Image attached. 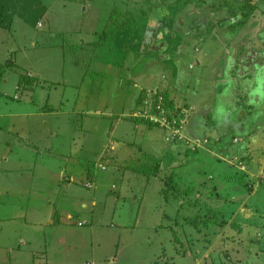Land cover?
Returning a JSON list of instances; mask_svg holds the SVG:
<instances>
[{
    "label": "rangeland",
    "instance_id": "1",
    "mask_svg": "<svg viewBox=\"0 0 264 264\" xmlns=\"http://www.w3.org/2000/svg\"><path fill=\"white\" fill-rule=\"evenodd\" d=\"M177 1L0 0V153L7 149L4 154L13 156L3 141L20 137L37 156L32 163L34 156L25 151L23 176L14 169L0 172V264H264V151L248 144L264 147V127L247 112L251 91L264 83L263 74L254 80L264 59L253 61L252 54L264 40V0H201L208 9L199 23L192 21L201 11L191 7L182 14ZM205 38L207 54L227 55L216 82L237 94L235 110L213 105L214 121L226 132L217 135L219 127L207 122L194 134L187 121L193 106L190 101L184 107V98L170 105L156 98L166 111L159 114L175 120L174 135L161 122H150L147 110L157 81L124 108L108 93L112 76L120 86L133 83L132 73L121 68L127 60L147 63L178 49L182 56ZM109 66L115 74L107 77ZM86 92L91 99L100 95L98 104L109 98L110 106L81 110L77 100ZM122 97L129 98L124 92ZM176 109H184L182 118ZM121 119L135 122V131L153 129L156 148L141 144L137 132V139L103 140L86 151L85 131L96 129V135L106 126L111 139ZM70 128L78 134L77 154L62 157L65 167L50 159L44 169L50 173L37 187L32 181L42 159ZM91 155L93 172L77 166ZM158 160L155 174L138 170ZM96 180L101 183L95 190Z\"/></svg>",
    "mask_w": 264,
    "mask_h": 264
},
{
    "label": "crops",
    "instance_id": "2",
    "mask_svg": "<svg viewBox=\"0 0 264 264\" xmlns=\"http://www.w3.org/2000/svg\"><path fill=\"white\" fill-rule=\"evenodd\" d=\"M190 14L193 15V12H190L188 15H190ZM182 16H183V18L187 17V21L189 22L188 16H184V15H182ZM168 34H172L173 39L176 36V35H174V31H172V33L167 31V35ZM206 39L207 38H205L203 40V42H200V45L197 48H194L191 52L189 49H187L188 53L183 54L182 56H180V54L178 55L177 52H180V49H178L175 52H173L170 56H168L169 54L167 55V57L159 56L160 57L159 59L156 57L155 60L146 61L147 63H144L145 61H140L138 64H136L137 61L135 59L127 60L123 64V66H121V68L122 67L124 69L128 68L126 74L132 73L133 78H134L133 83L131 85H125L122 82L123 86H120L119 84H116L115 79H113L114 77L112 76L111 78H109V80L106 83L107 88L109 89V90L107 89L108 93H110L111 97L118 96L117 100H119L120 108L121 107L124 108V106L129 104L131 101L133 102L136 99V95H138V94L140 95V93L141 94L143 93V91L141 92L142 87L146 86V88L148 89V87H153L154 82L157 81L158 89L155 87L156 93L154 95H152V94L150 95L151 96L150 97L151 104H153V102H155L154 99H156V98H158V99L163 98V99H161L162 101H164V99H165V102L168 101V105H170L171 99L175 98L174 100H177V102H178L180 100L182 101V99L184 98V102H187V103H184V107L185 106L187 107V105L190 103V101H191V103H190L191 106H193L192 107L193 110H189V111H192V113H191L190 118L187 117V121L189 120V122L193 125L192 127L195 130L194 134L201 133V130H204V128H202V127L207 126V122H208V125L213 124V126H216V128L219 127L218 128L219 131L216 132L217 135L218 134L220 135L223 132H226V130H224V129L222 130L220 128V126H218V125H220V123L214 121L215 115H212L213 105L215 104L214 105L215 108H217L216 107L217 105L218 106L219 105L224 106V107L226 105H230V106L236 105L237 106V94H236V92H233V89L231 90L230 88L226 91L221 90L220 87H223L222 83L216 82L217 81L216 78L219 76V73L222 70L221 65L224 62V60H226L227 55H226V57H222V59H221V57L218 56L219 53L218 54H211V55L207 54V50H206L207 45L206 44L208 42L206 41ZM182 40H183V38H181V40L178 43H181ZM253 42L254 41H252L251 44H253ZM186 46H187V44H186ZM247 46H251V45H247ZM254 47H256V48H254V51H252V54L254 57L253 61H255L257 58L264 59V40H262L260 43H258L257 46H254ZM212 60H213V62H211V63H213V65L211 67H213V72H212V74H208V70H210L209 65L211 64L210 61H212ZM258 64H260V63H258ZM260 65H259L260 71L258 72V74L255 76V79H254L256 82H257V80H259V78H260V76H262V74L264 76V63H261ZM108 68H109L108 71H106V72H108L106 75L107 77H109L111 72H113L115 74V72L113 71V66L112 67L109 66ZM219 68H221V69H219ZM231 72H232V69L230 70L229 73H231ZM118 73L120 74V70L118 71ZM162 74L165 75L164 78H161ZM207 76H208V78H207ZM223 77H224V75H223ZM189 78L191 80H193V82H191V83L188 82ZM112 79L114 82L111 83ZM225 79H229V77H226ZM219 80H221V79L219 78ZM164 82H165V85H163ZM194 83L196 85L195 90H194V88H191V86H194ZM232 84H233V86H235L234 83H232ZM110 85H112V89H111ZM162 85L164 87H162ZM262 85L263 86L261 87V83L259 81V84H257V86H256L257 88L260 89V92H264V83ZM124 87H125V90L122 91ZM256 87L254 88V90L251 91L250 96L252 97V99H251L250 108L247 109V112H249L250 110L252 111L249 113H251L253 115V117L255 116V118L258 122V123H256V124H258V125H256L257 127H260V126L264 127V99H262L260 93L256 91V89H257ZM119 90L121 91L120 94H119ZM105 91H104V93H105ZM147 91H149V90H147ZM123 92H124V97L127 95L129 97L128 99H126V98L124 99L122 97ZM91 93L93 95V88H92ZM92 95H88L86 92L83 100H81V101L77 100L78 101L77 105L81 106L80 107L81 110H83V109L87 110L89 107L92 109L94 107L97 108V107H99V104H100V107L103 108V110L106 107V105L110 106V99L109 98L106 99L105 97H101L102 100H98V102H99V104H98L95 102V100H96V98H99L100 95H99V97L93 96L91 99L90 96H92ZM175 95H177V97H175ZM158 99H156L155 103H160L158 101ZM180 104H182V103H180ZM185 104H187V105H185ZM117 105H114V106H117ZM173 105H175V104H173ZM176 105H177V103H176ZM224 107H222V108H224ZM225 108L227 109V106ZM236 108L237 107L234 106L233 109L232 108L231 109L235 110ZM113 109L118 110V108L116 109L115 107ZM223 111H224V109H223ZM221 113H223V112H221ZM182 115L184 116V114H182ZM216 115H219V112H216ZM210 118H212V120H210ZM89 120L91 121L92 119H89ZM260 120H261V124L259 123ZM91 122L95 123L96 121H91ZM114 123H115L114 125H116L118 123L117 126H119V127L116 129L115 128L113 129V135L112 136H114V137H112L111 139L108 138L110 136V135H108L109 133L108 134L105 133L106 130H104V128L106 126H104V128L103 127L97 128V130H99V131L96 135H94L92 133V132L96 131V129H95L96 127L94 128L95 130L88 129V131H85L84 133H86L87 135L85 137H83L82 143L84 144V146H87L86 151H88L90 149L93 150V148H95V147H99L103 140L106 141L107 143H109L108 141H111V140L117 141L118 140L117 138L124 140V137H126V139H127L129 136H133L132 137L133 139H137V137H138L137 132L140 133V135L143 137L142 139H140L141 144L143 141H147L148 146H151V143L154 146V147L152 146L151 150L156 148L155 145L158 142L155 141L156 138L151 135V131L153 129L144 130L143 128L139 129V127H137V128H135V129H137V131H135L133 129L134 128L133 126L136 123L131 121V120H129V122H123V119H121V120L114 122ZM231 124H232V120H229L228 122L225 123V125H228L227 127L231 126ZM107 125L109 126L108 120H107ZM97 127H99V126H97ZM53 128L56 131L58 130L59 133L62 132L61 130H59L60 127H58V126H54ZM236 128H238L239 131L242 130V128L241 127L239 128V126ZM205 130H207V128ZM258 131L261 132L262 129L260 128V129H258ZM66 133L67 132L65 131V132H63L62 135H58V142H60V143L54 144V147L56 146V149H54V152L51 154L46 153V155L48 157H45V159H42V161H41L42 163L40 162L41 165L38 167L37 176H35L33 178V181H32L37 187H42L41 184H44L46 181V176H47L46 174L50 173V172H48V170L47 171L44 170L46 165L52 163V162H49L50 159H52V161H54L53 164H55L57 166H58V164H61L62 167H65L68 164H66L64 161H61L62 157L64 155L66 157V155H68V154L70 156L77 154V153H75V150H73V148L75 147L76 141L78 139V137H77L78 134L76 133V130L73 128H70L69 133H67V135H66ZM89 133H91V134H89ZM100 133H102V134H100ZM74 134H77V135H74ZM19 138L20 137H15L14 139L12 138V139H9V140L7 139L6 141H3L5 143H9L10 144L9 147L13 148V150L16 153L10 157H8L6 154H4V152H6L7 149L3 153H0V156H1L0 157V165L1 166L3 165V167H6V168H1L0 172L2 169L5 170L6 172L14 169V172L17 171L16 174L19 173L20 176L25 175V174L21 173L22 171L25 172V170H22L25 167V164H26L25 161H27V159L25 160V151L26 152L29 151V153H31L34 156V158L32 159V161H33L32 163H36L35 159L37 156L32 153V150L30 148L25 149V145L20 144L21 142H20ZM262 139H263V142L260 144L263 145L264 137ZM99 142H100V144H99ZM256 142H258V141H256ZM248 144H249V147L253 146V145L257 146L256 149L255 148L253 149V150H256V152H263L264 151V147L263 146L259 147V144H255V141H249ZM93 145H94V147H93ZM65 146H70L69 152L64 150L65 148H67ZM7 147H8V145H7ZM246 147H247V145H246ZM151 150L149 152L151 154V156L152 155L156 156V153L155 152L153 153ZM247 150L248 149H246L244 151V153H248L249 151H247ZM79 151H81V150H78L76 152H79ZM9 152L12 153L11 150H9ZM23 152H24V154L22 155ZM80 153H82V152H80ZM23 156H24V158H23ZM84 159H86V160H84ZM94 159L96 160L95 155H91V157H86V158L80 159L81 162H77V166H79V167L85 166L88 168H92V170L91 169L90 170L93 172L96 169V165H95V163H93V161H95ZM63 160H65V159H63ZM83 160L85 161V163L83 162ZM43 161H46V162H43ZM86 162H87V164H86ZM58 169L57 170L60 171V168H58ZM79 169H80V171L78 173H80L81 171L83 172L82 168H79ZM1 176H4V175H1ZM5 180H7V179H5ZM18 182H21V179H19ZM100 183L101 182L96 180L95 187H94L95 190L100 187L99 186ZM22 185H24V183L20 184V186H17V187L15 186L13 188H15L17 190ZM262 186L263 185L260 184L258 187H260L262 189ZM15 200H16V198L14 199V201ZM102 201H103V199H102Z\"/></svg>",
    "mask_w": 264,
    "mask_h": 264
},
{
    "label": "trees",
    "instance_id": "3",
    "mask_svg": "<svg viewBox=\"0 0 264 264\" xmlns=\"http://www.w3.org/2000/svg\"><path fill=\"white\" fill-rule=\"evenodd\" d=\"M200 3H201V0H178L177 1V5H178L177 8H179L180 11H182V14L185 13L187 10L189 11V9L191 7H194L195 9L200 10L201 11V14L195 15V17H194V19L192 21V22H198V21L201 20V18H202L201 16L203 15L204 10L206 11L208 9V7H207V9H206V7H201L200 6ZM210 6H213V5H210ZM224 25L225 26H228L226 24H224ZM181 112L182 111L180 109H176V113H180L179 114L180 118H182L183 117L182 114H184V113H181ZM170 117H172V116H170ZM150 158L153 159L152 157H150ZM155 162H156L155 164H152V161L150 163H147V162L146 163H142L138 170L141 173H144L146 175L155 174L157 172V170H159V168L161 166V163H158L159 160L158 161H155ZM170 181H171V183H174L175 182V181H173V179H171Z\"/></svg>",
    "mask_w": 264,
    "mask_h": 264
},
{
    "label": "built area",
    "instance_id": "4",
    "mask_svg": "<svg viewBox=\"0 0 264 264\" xmlns=\"http://www.w3.org/2000/svg\"><path fill=\"white\" fill-rule=\"evenodd\" d=\"M153 110H155L156 114H153L154 113ZM159 111L163 115H164V112L166 113L164 107H162L160 103H155V105L154 104H150L148 106L147 114L149 115L150 122H152L153 124L157 123L158 121L161 122V125H162L161 127H166L167 128L168 135H170V134H173L174 135V133H175L174 131L177 130V127L174 126V124H176L175 123V120L174 119L173 120H170L171 117H169V116H163V115L159 114ZM159 116H160V118H159ZM161 116H163V117H161ZM147 120H148V118H147Z\"/></svg>",
    "mask_w": 264,
    "mask_h": 264
},
{
    "label": "clouds",
    "instance_id": "5",
    "mask_svg": "<svg viewBox=\"0 0 264 264\" xmlns=\"http://www.w3.org/2000/svg\"><path fill=\"white\" fill-rule=\"evenodd\" d=\"M256 91L259 92L261 95V98L264 99V92H260L259 88H257ZM249 103H251V101Z\"/></svg>",
    "mask_w": 264,
    "mask_h": 264
}]
</instances>
